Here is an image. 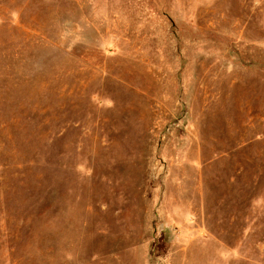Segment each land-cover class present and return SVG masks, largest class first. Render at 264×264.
I'll return each mask as SVG.
<instances>
[{"label": "rangeland", "instance_id": "374dc122", "mask_svg": "<svg viewBox=\"0 0 264 264\" xmlns=\"http://www.w3.org/2000/svg\"><path fill=\"white\" fill-rule=\"evenodd\" d=\"M0 264H264V0H0Z\"/></svg>", "mask_w": 264, "mask_h": 264}]
</instances>
